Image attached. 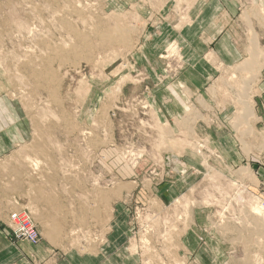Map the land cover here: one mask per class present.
<instances>
[{
    "label": "rangeland",
    "instance_id": "374dc122",
    "mask_svg": "<svg viewBox=\"0 0 264 264\" xmlns=\"http://www.w3.org/2000/svg\"><path fill=\"white\" fill-rule=\"evenodd\" d=\"M227 1L243 62L256 36L264 50V0ZM210 2L0 0V224L25 210L42 235L9 230L0 264H264L261 76L241 130L249 71L181 83L217 62L194 29Z\"/></svg>",
    "mask_w": 264,
    "mask_h": 264
},
{
    "label": "crops",
    "instance_id": "0c3cea01",
    "mask_svg": "<svg viewBox=\"0 0 264 264\" xmlns=\"http://www.w3.org/2000/svg\"><path fill=\"white\" fill-rule=\"evenodd\" d=\"M239 8L237 3H228L227 0H217L214 2H210L200 11V18L194 26V29L200 30V34H206L208 39H210V44L212 46V53L214 57L216 56L217 62H215V66L205 67V73H203V69H199L197 71V66H193L191 69L187 70L183 76H181V83L185 84L189 89L192 90L193 94L202 93L203 86L209 85L213 76H216L220 69L222 68H232L237 66L239 62L246 55V47L244 41L241 39H237L240 34H243L246 30L244 24L240 22L239 18ZM240 38V37H239ZM202 43V42H201ZM210 46V47H211ZM207 51H203V54ZM219 61V62H218ZM207 78L208 76H211ZM206 77V78H205ZM202 78H205V82H203ZM261 86V87H260ZM264 72L261 75V79L259 82V93L256 96L257 102H259L257 111L259 112V116L264 115ZM166 100H168L166 98ZM176 96L173 95V98H169V101H176ZM180 109V111L182 112ZM179 111V112H180ZM169 115H168V114ZM168 117H174L170 111L166 112ZM179 116V115H178ZM262 121V122H261ZM262 126H260V130L264 132V120L261 117ZM262 127V128H261ZM197 130H199L197 128ZM199 132V131H198ZM3 153H0V156ZM243 159V158H242ZM4 161V158L0 157V163ZM257 163L255 164V166ZM244 170H248L249 176L247 178H253L252 172L249 168ZM245 172V171H244ZM243 172V173H244ZM260 178L264 185V167L261 166L259 170ZM247 175L246 172L242 174L241 178L245 179L244 176ZM0 239L5 240L8 246L6 245V250L11 249L10 247L13 245L15 240L14 236L10 233V231L6 228L3 223L0 224Z\"/></svg>",
    "mask_w": 264,
    "mask_h": 264
},
{
    "label": "bare ground",
    "instance_id": "6f19581e",
    "mask_svg": "<svg viewBox=\"0 0 264 264\" xmlns=\"http://www.w3.org/2000/svg\"><path fill=\"white\" fill-rule=\"evenodd\" d=\"M254 36H256V35H253V37ZM253 37H251V40L253 39ZM256 39H257V36H256ZM256 39H255V41L253 39L254 42L251 41V43L253 42L252 45L250 43V47L252 46L253 48L251 47L252 49L251 48H249L250 50L248 49L249 51L252 50V52H249L250 53L249 54L250 56L248 55L249 58L246 59L245 61L241 62L239 65H237V68L239 70H243V71L247 70V71H249V74L252 75V77H253L251 79V81L244 83L245 84V86H244L245 91H243V93L245 94L246 97L241 98L242 101H241V110L239 112V118H238L237 122L234 121L238 130L243 129V126H244V123L246 122V120L249 117L254 116L253 103L250 102V100H249V99H252V97L250 96V92H247V91L251 90V88L254 85L253 82H255L256 79H259V77L262 74V70L264 69V52H263L264 50L262 51L261 50L262 48L259 49V46H257V43H256L257 42ZM109 40H110V38H109ZM109 40H108V42H109ZM261 58H262V60H261ZM249 131L250 130H248L247 132H249ZM241 136H244V133H241ZM41 151H42V149H41ZM39 156H41V155H39ZM247 175L249 176V173ZM252 214L255 216L256 220H259V221H257V223L261 225L262 224L261 221L264 220V207H261L259 205L255 206L252 210ZM257 228H259V227H257ZM261 233L263 234L262 231H261Z\"/></svg>",
    "mask_w": 264,
    "mask_h": 264
},
{
    "label": "built area",
    "instance_id": "2783aa9c",
    "mask_svg": "<svg viewBox=\"0 0 264 264\" xmlns=\"http://www.w3.org/2000/svg\"><path fill=\"white\" fill-rule=\"evenodd\" d=\"M7 225L16 238L34 245L41 242V232L27 211L18 210L11 213Z\"/></svg>",
    "mask_w": 264,
    "mask_h": 264
}]
</instances>
